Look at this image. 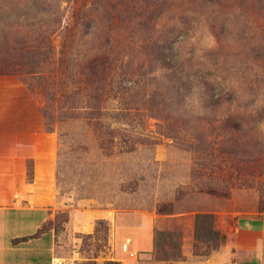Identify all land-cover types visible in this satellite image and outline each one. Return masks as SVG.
<instances>
[{
  "label": "rangeland",
  "instance_id": "obj_1",
  "mask_svg": "<svg viewBox=\"0 0 264 264\" xmlns=\"http://www.w3.org/2000/svg\"><path fill=\"white\" fill-rule=\"evenodd\" d=\"M0 41L10 60L22 46L42 52L39 60L48 56L0 76V113L12 126L45 131L46 97L36 79L71 88L75 79L58 71H79L82 56H108L117 72L141 81L121 100L132 110L110 154H101L92 127L66 121L65 112V122L49 127L56 158L60 131L75 136L67 139V184L56 189L58 199L137 215L131 224L157 219L152 256L113 259L126 241L114 240L106 221L91 235L73 233L58 210L45 226L58 235L57 264H205L238 219L264 220V0H0ZM171 71L184 76L190 96L165 89L161 76ZM202 213L213 215L223 240L196 230Z\"/></svg>",
  "mask_w": 264,
  "mask_h": 264
},
{
  "label": "crops",
  "instance_id": "obj_2",
  "mask_svg": "<svg viewBox=\"0 0 264 264\" xmlns=\"http://www.w3.org/2000/svg\"><path fill=\"white\" fill-rule=\"evenodd\" d=\"M10 116L0 113V264H56L58 235L47 229L34 234L50 221L55 211H66V229L91 235L95 223L103 220L111 227L116 241H129L140 256L151 257L154 249V230L158 220L137 215L116 213L105 208L87 205L75 207L58 199L55 183L57 138L40 126H12ZM12 126V127H11ZM28 163L33 178L28 180ZM226 233V243L212 254L205 264L217 261H241L240 264H264V220L244 219ZM241 236V237H240ZM230 244H229V243ZM229 246H233L232 251ZM229 248L230 253H225ZM128 252L113 254L117 259ZM240 257V258H239ZM175 264H189L180 260Z\"/></svg>",
  "mask_w": 264,
  "mask_h": 264
},
{
  "label": "trees",
  "instance_id": "obj_3",
  "mask_svg": "<svg viewBox=\"0 0 264 264\" xmlns=\"http://www.w3.org/2000/svg\"><path fill=\"white\" fill-rule=\"evenodd\" d=\"M146 43L147 44L144 48L150 47V50L153 51L155 47L154 44L152 45L149 42ZM46 44L50 45L49 39ZM1 47L2 46H0V76L17 74L15 68H13L15 64H23L25 61L27 63L30 62V59L31 62L35 61L37 64L38 61L45 62L48 59V56H44L39 60L40 55L42 56V52H33V47L22 46V50H19L18 53L15 51L16 54L13 55L14 59L10 60L6 57V48ZM79 59L80 63L84 65V68H81L80 63L79 65L74 63L75 66L79 68V71L75 70L67 75L62 74V68L58 71V76H60V78L62 75L64 78H70L71 80L75 79L70 83L71 88H56L54 83H49L47 81L44 82V77H38V79H36V82H38L37 86L42 88L43 94L46 97V105L42 109V116L46 126L45 131L52 133L53 127L50 128V125L52 126L58 121L65 122L61 117L65 112L64 117L66 118V121H82L84 122L83 124L92 127L101 154H110L122 137L118 126L119 124L126 123L132 110L131 107L123 105L121 100L123 101L125 93L126 95H129L131 91L135 90L141 81L139 76L133 71L125 73L117 72L114 61L108 56H94L90 54L89 57L82 56ZM55 61H58L61 64L64 60L62 58H56ZM161 68H164V70H171L173 67L172 65H163ZM27 74H33V72H27ZM145 75L151 77L152 80L154 79V73L146 72ZM161 77L167 84L165 85V89L170 90L175 97L182 99L191 95L192 89L186 85L183 75L176 76L171 71L166 72ZM23 82H26L25 84L30 86L27 81ZM207 96L209 99L213 98V95ZM57 101L63 102V104L57 106ZM109 101H113L114 105L107 106V102ZM49 109L52 110L51 113L49 112ZM70 136H72V138L75 137L74 135L63 131H60L58 136V152L55 172L56 189H61L67 184L66 180H64L65 176L63 174V169L67 165L65 148L66 143H68L67 139ZM78 145H81V143ZM82 146L86 149L84 145ZM73 158L74 157H72L71 161L74 162L75 165H79V162L75 163ZM32 178V166L28 165V180H31ZM67 214L68 213H66V216ZM101 223L102 221H98L96 224L99 225ZM213 224L214 221L212 214L202 213L197 214L195 217L196 230L201 227L207 228L208 234H213L216 241L223 240L224 236H222L217 230H214ZM45 226L46 224L41 227L34 236H39L47 229L51 228H46ZM163 259L172 260L169 256L164 257Z\"/></svg>",
  "mask_w": 264,
  "mask_h": 264
},
{
  "label": "built area",
  "instance_id": "obj_4",
  "mask_svg": "<svg viewBox=\"0 0 264 264\" xmlns=\"http://www.w3.org/2000/svg\"><path fill=\"white\" fill-rule=\"evenodd\" d=\"M122 250L125 252H128V254L130 255V257H135L137 258V255L135 252H130L129 251V241H126L123 245H122ZM57 264V263H56Z\"/></svg>",
  "mask_w": 264,
  "mask_h": 264
}]
</instances>
